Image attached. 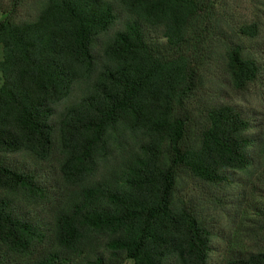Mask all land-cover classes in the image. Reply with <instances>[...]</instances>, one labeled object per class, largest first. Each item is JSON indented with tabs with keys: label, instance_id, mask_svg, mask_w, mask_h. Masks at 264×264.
Wrapping results in <instances>:
<instances>
[{
	"label": "trees",
	"instance_id": "trees-1",
	"mask_svg": "<svg viewBox=\"0 0 264 264\" xmlns=\"http://www.w3.org/2000/svg\"><path fill=\"white\" fill-rule=\"evenodd\" d=\"M259 6L0 0V264H211L209 193L264 183V108L243 105L264 96ZM55 154L65 194L38 251L23 208L46 188L24 161ZM223 264H264V245Z\"/></svg>",
	"mask_w": 264,
	"mask_h": 264
},
{
	"label": "rangeland",
	"instance_id": "rangeland-1",
	"mask_svg": "<svg viewBox=\"0 0 264 264\" xmlns=\"http://www.w3.org/2000/svg\"><path fill=\"white\" fill-rule=\"evenodd\" d=\"M229 2L237 5L242 15H250L253 7L259 6L253 0H229ZM259 7L264 10V6ZM23 11L25 12V9ZM262 19L264 21V14ZM262 36L264 38V26ZM1 53L0 48V58ZM1 81L0 74V83ZM243 105L253 112L254 120H258L257 111H262L264 108V96L259 98L258 95H252ZM12 157L23 159L17 154ZM24 162L25 165H30L46 188V195L38 197L35 203L23 208L28 219L33 221L45 235L41 241L33 243L34 248L38 251H45L53 246L51 230L53 213L64 196L65 189L57 172L56 154L43 163H30L26 160ZM257 170L253 173V177L252 174L246 172L232 173L234 179L241 178L240 182L243 180L244 183H241L240 187L233 183L231 186L215 189L209 193L208 201H205L203 213L214 233L211 264H223L225 253L232 251L243 253L256 247L258 243L264 245V229L260 228L262 224L260 220L264 218V183L255 191L250 187V183L255 180L258 173ZM34 255L35 253H32V256ZM28 258L31 257L6 255L3 264H26ZM125 264H132V262L127 261Z\"/></svg>",
	"mask_w": 264,
	"mask_h": 264
}]
</instances>
